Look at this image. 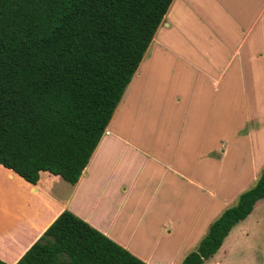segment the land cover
<instances>
[{
	"label": "crops",
	"instance_id": "1",
	"mask_svg": "<svg viewBox=\"0 0 264 264\" xmlns=\"http://www.w3.org/2000/svg\"><path fill=\"white\" fill-rule=\"evenodd\" d=\"M263 168L264 0H172L75 184L0 164V259L67 209L147 264H180Z\"/></svg>",
	"mask_w": 264,
	"mask_h": 264
},
{
	"label": "trees",
	"instance_id": "2",
	"mask_svg": "<svg viewBox=\"0 0 264 264\" xmlns=\"http://www.w3.org/2000/svg\"><path fill=\"white\" fill-rule=\"evenodd\" d=\"M171 2L0 0V164L75 184ZM261 199L264 168L180 264L213 257ZM14 264L147 263L65 209Z\"/></svg>",
	"mask_w": 264,
	"mask_h": 264
},
{
	"label": "rangeland",
	"instance_id": "3",
	"mask_svg": "<svg viewBox=\"0 0 264 264\" xmlns=\"http://www.w3.org/2000/svg\"><path fill=\"white\" fill-rule=\"evenodd\" d=\"M203 264H264V199L256 202L248 217L233 227L217 253Z\"/></svg>",
	"mask_w": 264,
	"mask_h": 264
}]
</instances>
